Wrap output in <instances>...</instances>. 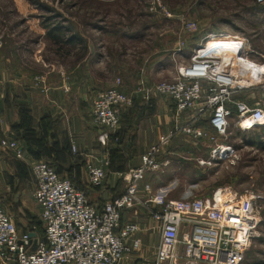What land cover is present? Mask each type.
<instances>
[{
	"label": "built area",
	"instance_id": "built-area-1",
	"mask_svg": "<svg viewBox=\"0 0 264 264\" xmlns=\"http://www.w3.org/2000/svg\"><path fill=\"white\" fill-rule=\"evenodd\" d=\"M256 3L264 7V0ZM212 35L196 44L186 61L177 63L174 80L148 88L173 103L175 123L146 149L137 167L121 174L125 190L119 197L95 206L74 178L59 174L49 161L32 163L34 199L44 234L19 231L0 206V264H124L144 246L143 235L154 231L159 243L151 264L245 262L262 221L256 196L218 189L209 196L170 199L167 188L155 190L149 181L151 175L165 172L167 163H160L159 153L179 136L209 139L215 145L211 160H221L234 153L231 146L218 144L230 133L233 119L244 132L264 128V99L252 103L240 97L257 91L264 95V62L252 58L255 52L246 38ZM120 86L118 80L92 103L103 147L112 137L119 142L120 112L131 104ZM187 115L189 120L183 122ZM208 129L215 137L208 138ZM1 145L16 160H24L25 150L18 141L3 140ZM109 166L107 156L87 163L92 187L103 185ZM143 211L142 222L123 223L125 214L139 217Z\"/></svg>",
	"mask_w": 264,
	"mask_h": 264
},
{
	"label": "rangeland",
	"instance_id": "rangeland-1",
	"mask_svg": "<svg viewBox=\"0 0 264 264\" xmlns=\"http://www.w3.org/2000/svg\"><path fill=\"white\" fill-rule=\"evenodd\" d=\"M166 12L172 16L168 17ZM104 21L128 27L145 24L155 27L149 33H144V41L140 38V32H134L135 39L123 42L125 46L122 51L126 53V59L123 58L120 63L113 59L110 87L120 78L129 92L126 94L131 104L146 99L144 102H150L151 99L144 96L137 97L140 90L167 82L171 74V66L169 69L159 68V65L151 63L152 57L147 59L156 47L171 51L175 49V59L180 63L187 60L191 49L209 34L214 37L221 34L239 35L249 41L255 52L252 58L264 62V7L259 6L256 0H0V74H5L2 76L7 78L8 73L22 68L34 76L32 90L45 94V90L50 87V77L51 83L55 84V71L60 67L54 63L57 61L56 49L50 45H41V42L49 39L47 30L59 32L63 27L93 25ZM192 24L195 27L188 28ZM64 36L66 38L69 34ZM24 40H30L33 45L25 58V65H19V62L17 65L16 58L12 56L9 61L8 57L16 51L14 43ZM143 44L145 47L141 49ZM143 55L145 58H142ZM68 62L66 65L70 69V60ZM240 97L252 103H260L264 99V95L258 91ZM80 110L76 119L85 123L91 114L88 100L80 106ZM60 122V114L49 113L43 118L42 126L45 124L49 131L59 132ZM63 122L64 162L57 160L55 154H51L52 161L46 159V162L52 163L64 177L74 178L84 191L101 190L108 182V177L98 189L89 185L87 160L84 163L77 161L79 157L74 156L70 150L68 128L72 124L71 117L64 116ZM231 124L228 136L224 139L220 137L218 141V144L234 149L228 158L211 160V151L215 145L209 139L199 142L198 146L189 145L188 150L178 151L174 155L175 159L171 162V199L209 196L218 189H228L238 195L256 196L262 221L243 264H264V128L244 132L235 125L234 119ZM211 136L215 137L214 131L208 129V138ZM196 147H200V151ZM14 161L17 175L10 176L7 183L0 180V204L7 203L12 211L20 215L18 222H14L10 216L19 231L38 229L42 232L40 208L33 198L35 178L32 164L22 160ZM203 161L206 164H200ZM68 164L73 167L69 168ZM77 164L79 166L74 168ZM58 165L67 170L61 172ZM79 170L81 176H78ZM119 181L122 183V180ZM140 213L139 217L125 214L123 223L142 222L146 214L144 211ZM146 238L140 251L124 264H151L159 233L150 232Z\"/></svg>",
	"mask_w": 264,
	"mask_h": 264
},
{
	"label": "crops",
	"instance_id": "crops-1",
	"mask_svg": "<svg viewBox=\"0 0 264 264\" xmlns=\"http://www.w3.org/2000/svg\"><path fill=\"white\" fill-rule=\"evenodd\" d=\"M154 28L149 24L128 27L104 21L93 25L80 26L78 24L71 28L63 27L59 29V32L47 30L49 39L41 42V45H50L56 49L57 61L54 63L60 67L55 71V84L51 83L50 77V87L45 90V94L32 90L31 82L34 76L22 68L8 73L7 78H3L5 74L2 73L3 76L0 74V180L3 179L7 183L10 176L17 175L15 174L17 173L15 158L9 150L1 145L3 140L18 141L25 150L26 156L22 161L28 164L46 161V159L52 161L51 154H55L57 160L64 162L62 154L63 120L64 116H70L72 120V124L68 128L70 150L74 156L79 157L77 161L82 163L86 160L87 162H93L96 159L100 161L105 156L110 159L106 185L99 191L92 189L85 191L90 202L95 206L102 207L106 203H104L105 200L109 201L119 197L125 190L121 174L137 167L146 149L173 127L175 107L166 97L154 91H148L150 87L140 90L136 96L149 98L150 102H144L147 99L139 102L134 101V103L123 107L120 112V125L116 133L120 141L118 143L111 141L103 147L98 142L101 129L93 121L92 103L99 92L111 88L109 82L112 80L113 59L114 62L120 63L126 55L122 51L125 46L123 42L135 39L134 32H140V38L144 41V33L147 34ZM67 33L69 36L64 38ZM14 45L16 51L11 53L8 60L10 61V57L13 56L16 58L17 65L18 62L19 65H25V58L33 43L30 40H24L15 42ZM144 47L143 44L141 49ZM174 50H163L156 47L151 52V56L147 57V59L152 57L151 63L159 65V68L168 67L169 69L171 66V74L167 81H172L176 77L178 61L175 59ZM58 58L61 59V62ZM142 58H145V55ZM68 60L71 63L70 69L66 65L69 63ZM45 73L47 74V72ZM118 80L121 81L120 89L129 93L123 86L122 80L118 78L116 81ZM106 81L108 83H105ZM86 100L89 102L91 114L85 123H81L79 119H76V114L81 112L80 106L85 104ZM49 113L60 114L59 132L57 130V132L49 131L45 124L42 126L43 118ZM189 118V115L184 116L183 122H187ZM202 141L179 136L167 147L162 148L158 160L160 163H167V166L164 173H156L149 177L153 188L155 190L162 187L167 188L169 190L168 197L171 199V162L175 159L174 155L178 151L188 150L189 145L198 146ZM73 147H75V152ZM199 148L196 147V150L200 151ZM59 165L58 168L64 173L67 168ZM68 165L69 168L73 167L72 164ZM77 166L79 164L74 165V168ZM20 168L21 165H19ZM19 173L21 174V169ZM59 174L61 173L59 172ZM78 176H81L80 170ZM119 180H122V183ZM0 206L13 218L14 222L19 221L20 215L12 211L7 203L0 204ZM147 235H143V242L147 239ZM158 243L159 238L156 246Z\"/></svg>",
	"mask_w": 264,
	"mask_h": 264
},
{
	"label": "trees",
	"instance_id": "trees-1",
	"mask_svg": "<svg viewBox=\"0 0 264 264\" xmlns=\"http://www.w3.org/2000/svg\"><path fill=\"white\" fill-rule=\"evenodd\" d=\"M111 141L112 142H114V139H113V137L111 138ZM110 141V142H111ZM115 143V142H114ZM53 165V164H52ZM54 166V165H53ZM55 167V166H54ZM55 169H56V167H55ZM57 170V169H56ZM57 172H58V170H57ZM59 173V172H58ZM75 180V179H74ZM76 182V181H75ZM77 183V182H76ZM78 185V184H77ZM79 186V185H78ZM80 187V186H79ZM81 188V187H80ZM42 223V222H41ZM34 231L39 235V236H43V234H44V228H43V224H42V232H40L38 229H34Z\"/></svg>",
	"mask_w": 264,
	"mask_h": 264
},
{
	"label": "water",
	"instance_id": "water-1",
	"mask_svg": "<svg viewBox=\"0 0 264 264\" xmlns=\"http://www.w3.org/2000/svg\"><path fill=\"white\" fill-rule=\"evenodd\" d=\"M30 236H31L32 238H35V237H36V234L31 233Z\"/></svg>",
	"mask_w": 264,
	"mask_h": 264
},
{
	"label": "bare ground",
	"instance_id": "bare-ground-1",
	"mask_svg": "<svg viewBox=\"0 0 264 264\" xmlns=\"http://www.w3.org/2000/svg\"><path fill=\"white\" fill-rule=\"evenodd\" d=\"M221 35H224V34H221ZM213 36V35H212Z\"/></svg>",
	"mask_w": 264,
	"mask_h": 264
}]
</instances>
